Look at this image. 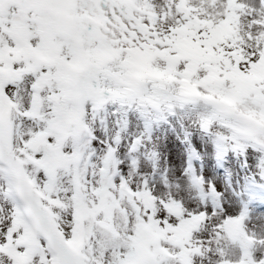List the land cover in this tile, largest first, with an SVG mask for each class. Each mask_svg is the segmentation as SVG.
<instances>
[{
    "label": "snow or ice",
    "instance_id": "snow-or-ice-1",
    "mask_svg": "<svg viewBox=\"0 0 264 264\" xmlns=\"http://www.w3.org/2000/svg\"><path fill=\"white\" fill-rule=\"evenodd\" d=\"M0 264H264V0H0Z\"/></svg>",
    "mask_w": 264,
    "mask_h": 264
}]
</instances>
